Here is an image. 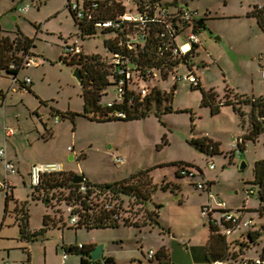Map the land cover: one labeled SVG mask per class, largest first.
Wrapping results in <instances>:
<instances>
[{
  "label": "rangeland",
  "instance_id": "1",
  "mask_svg": "<svg viewBox=\"0 0 264 264\" xmlns=\"http://www.w3.org/2000/svg\"><path fill=\"white\" fill-rule=\"evenodd\" d=\"M67 1L0 0V32L14 35L9 37L11 40L16 32L32 39L33 53L42 58L37 67L22 74L31 78V90L43 102L39 103L32 94H11L5 115L0 110V123L5 119L7 127L16 129L19 145L27 151L24 158L27 163L37 155L54 157L65 171L82 175L92 184L125 180L148 170L157 189L145 209L154 211L158 207L160 226L76 229L67 224L62 203L42 201L28 186L17 183L6 213L5 197L0 194V264H79L80 255L76 252L62 262L63 250L100 245L103 257H112L115 264H159L156 257L147 260L146 254L150 250L156 252L155 248L162 243L168 250L169 264H207L204 245L208 220L200 211L207 202L206 194L195 190L196 184L207 182L214 198L221 199L232 211L245 209L244 218L252 219L255 228L260 229L264 218L255 212L259 200L256 195L248 197L246 191L257 190L252 184V168L255 161L264 158V138L245 142L240 156L236 154L225 161L228 149L236 142L232 129L240 137L244 131L241 127L236 130V125L232 127L228 110L211 115L208 108L202 107L199 89L178 85L171 102L154 103L147 116L137 120L96 122L82 116L81 86L73 77L78 67L62 59L61 49L76 41L84 54L104 51L99 30L90 38L78 37V29L66 9ZM160 1L168 7L196 12V18L204 21L206 32L202 40L210 55L205 58L209 69L199 75L201 90H212L217 100L225 95L232 99L227 90L239 96H264L259 70L264 62V33L249 16L254 6L264 5V0ZM26 4L28 12L18 14V9ZM104 90L110 94L113 88L108 86ZM67 110L76 115L73 121L53 122L51 115ZM38 116L53 132L52 139L46 142L40 138L43 124ZM25 134L29 135L27 140ZM203 137L218 143L217 154L209 156L191 144ZM67 147H72L73 153L66 152ZM111 154L123 157L125 163L112 165ZM72 155L77 158L69 161L68 156ZM176 163L193 171L195 176L176 177ZM208 163L214 165V170H208ZM241 163L245 167L239 170ZM164 180L177 185L179 190H161L160 183ZM23 213L27 214V229L22 233L19 218ZM44 215L54 218L55 225L44 228ZM246 232H232L227 241L240 240ZM227 247L231 249V245ZM258 252L259 246L254 245L246 255L256 257Z\"/></svg>",
  "mask_w": 264,
  "mask_h": 264
},
{
  "label": "built area",
  "instance_id": "2",
  "mask_svg": "<svg viewBox=\"0 0 264 264\" xmlns=\"http://www.w3.org/2000/svg\"><path fill=\"white\" fill-rule=\"evenodd\" d=\"M175 8V9H173ZM168 7L160 0H68L66 9L71 17L82 28H91L101 33L103 53L84 54L79 43H66L62 48V59L83 60L93 57L100 66V73L104 81L113 88L110 94L105 90L98 106L102 115L95 113L96 118L102 120H127L142 113V107L152 91L167 94L171 88L185 85L189 89L200 86L199 75L209 69L205 58L209 53L204 48L202 35L204 32L196 25V12L180 7ZM29 10V5L18 9V14ZM90 38V37H84ZM213 61V60H212ZM213 64H216L213 61ZM38 66V59L28 51L19 52L10 58L6 71L0 74L10 80L11 85L19 84L23 90L30 84L28 77L20 81L17 77L22 70ZM260 78L264 81V67L260 69ZM164 83L167 87H164ZM105 98V99H104ZM3 107V100L0 101ZM101 115V116H99ZM53 122L58 123L60 118L54 115ZM3 146L0 147V161L3 167V179L0 180V194L10 197L12 184L10 177L15 175L14 165L6 158L5 142L9 137L16 135V129L3 126ZM239 142V141H238ZM211 150V149H210ZM232 151L237 152V142ZM73 153V148H67ZM239 154V153H238ZM82 156V155H81ZM111 163L119 166L125 163L123 157L113 154ZM77 156L72 155V159ZM208 170H214V165L208 163ZM65 170L60 163L32 164L28 171V187L35 192L40 186L41 178L46 175L63 173ZM178 174L185 178H193L194 172L181 166ZM73 177V176H72ZM72 179V178H71ZM85 182L79 185L78 192H85ZM195 190L206 194V203L201 206V216L207 218L208 224L215 229L216 234L229 236L235 231H256L252 219L244 218L245 209L232 211L225 203L214 198L210 192V182L196 184ZM36 193V192H35ZM248 197L257 195V190L246 191ZM42 199L41 194L37 193ZM109 208V207H108ZM67 224L74 227L78 223V216L74 206H66ZM264 228V225H261ZM260 226V227H261ZM243 253L236 256L235 261L214 264H264L260 258L264 242H260L256 257L247 256L251 246L245 238ZM82 246H77L80 249ZM72 254L63 250L62 262ZM156 252L150 250L146 254L148 260H153ZM8 264V263H4ZM98 264L104 262L98 261Z\"/></svg>",
  "mask_w": 264,
  "mask_h": 264
},
{
  "label": "trees",
  "instance_id": "3",
  "mask_svg": "<svg viewBox=\"0 0 264 264\" xmlns=\"http://www.w3.org/2000/svg\"><path fill=\"white\" fill-rule=\"evenodd\" d=\"M249 16L255 20L258 29L264 33V5L254 6ZM73 22L78 29V37L81 40H83L84 37H91L95 34L93 29L82 28L74 19ZM32 47L33 40L23 37L19 32H16L13 40L9 39L6 35H0V71H6V65L9 59L14 57L15 54L19 52L27 54ZM94 61L95 59L93 57H85L84 61L71 59L68 62L78 67L77 70L82 77L80 86L83 102V117L96 122L132 121L145 118L149 108L154 103L159 104L161 101L171 102L172 94L175 90L174 88H171L167 94H160L158 91H152L142 107V113L138 116L130 117L127 120H102L96 118L94 116L95 113H102L97 104L103 97L101 92L110 85L104 81V75L100 73V66ZM195 89H199L201 92V106L208 108L211 115L218 114L220 108L223 106H230L240 118L242 128L244 127V118H247L248 127L245 134L241 136L238 140L239 142L237 141V152L239 154L243 150L245 142H255L259 137L264 138V96L254 98L232 94V99H229L225 95L222 100H217L212 90L205 92L200 89V86ZM166 110L169 111V108ZM55 115H58L60 120L69 119L70 121H73V118L76 116L74 113L69 112H56ZM53 116L54 115H51V117ZM44 131L45 135L42 136V139L47 140L51 138V131L48 129ZM191 144L195 145L201 152L209 156L218 153L217 144L206 138L192 140ZM174 165L177 167L175 173L176 177L183 178L178 174V169L182 164L176 163ZM148 172V170L140 171L130 176L128 179L106 184H92L86 181L84 183L86 187L85 192L81 193L78 192L79 185L71 183V178L74 174L64 171L63 173L55 175L43 176L40 186L34 190L36 193L41 194L42 201L51 200L58 204L62 203L65 207L74 206L79 220L74 226L76 229L83 228L92 230L108 227L116 228L120 225L133 226L136 228L143 226H160L157 212L158 207H156L154 211L145 209L146 203L157 189V185L152 183ZM252 172V184L257 187L256 197L259 200V205L255 209V212L260 217L264 218V159L254 162ZM160 189L175 192L179 190V187L164 180L160 183ZM9 199L10 197H5L4 213H6ZM59 221H61V218H59ZM42 224L44 228L50 225L54 226L55 219L49 215H44ZM208 227L209 235L204 248L205 260L208 264L235 261L236 256L242 254L243 248L246 246L245 243L237 240L229 242L227 241L228 236L216 234L215 229L209 224ZM19 229L22 233L27 229V214L25 213L19 218ZM43 230L44 229H41V232ZM244 237L248 241L249 246L259 245L260 242H264V228L261 226L260 229L256 231H247L245 235H241L240 239L242 240ZM228 245H231V249H228ZM92 249V247L82 246L80 249L70 247L64 250L71 251L72 253H79V264H98V262L92 263L90 261L89 253ZM155 257L160 263L168 264V258L161 254V252L156 253ZM260 258L264 260V246ZM102 261L104 264H113V261L109 257H103Z\"/></svg>",
  "mask_w": 264,
  "mask_h": 264
},
{
  "label": "crops",
  "instance_id": "4",
  "mask_svg": "<svg viewBox=\"0 0 264 264\" xmlns=\"http://www.w3.org/2000/svg\"><path fill=\"white\" fill-rule=\"evenodd\" d=\"M28 12V11H27ZM14 19V18H13ZM255 21V20H254ZM41 28H38V30L40 31ZM37 30V31H38ZM0 35H7L8 37H14V35H8V34H5V33H1L0 32ZM29 39V38H28ZM215 40V39H214ZM216 41V40H215ZM33 47H34V42H33ZM33 47L31 48L30 52L38 59V60H42L41 57H38L37 55H35L33 53ZM62 50V49H61ZM39 64V63H38ZM264 67V62L260 64L259 68L262 69ZM35 68V67H33ZM30 69V68H28ZM28 69H25V70H28ZM259 69V70H260ZM25 70H22L18 73L17 77L18 79L21 81L23 79V77H28L30 79V84L29 86L26 87L25 90H23L21 88V85L19 84H15V85H11L10 83V80L3 76L2 74H0V101L1 99L3 100V107H0V110L2 108V112L3 114L5 115V105H6V101L8 99L11 98V94H16V93H20L22 96L24 94H32L33 96H35L34 92H32L31 90V87L33 86V81L31 80V78L28 76V75H23L22 73L25 71ZM231 92V94L234 95V92L231 91V90H228ZM174 92V91H173ZM25 96V95H24ZM36 99L38 100L39 103H43L41 102V100L35 96ZM247 97V96H245ZM172 101V100H171ZM170 109V108H169ZM224 110H228V114L230 116V120L232 121V124L233 126L232 127H235L236 125V130H238V127L240 128L241 127V121H240V118L238 117V115L232 110V108L230 106H223L221 108V110H219V114L221 112H227V111H224ZM54 111V110H52ZM67 112L71 113V111L67 110ZM35 113H37V111H35ZM61 113V112H59ZM40 117V121L41 123L43 124V134L40 136L41 140L43 142H46L50 139H52L53 137V132L51 129H48L46 128V125H45V122H43L44 120H41L42 119V116H38V118ZM244 127L241 129L244 131L243 134H245V131L248 127V124H247V118L245 117L244 118ZM5 121V119H4ZM3 121V124L1 125L0 123V147L3 146V131H2V128L3 126H6L5 123ZM48 129L51 131V138L47 139V140H44L42 139V136L45 135V129ZM12 128V127H11ZM232 132L235 133L236 135V142L241 138L240 136H238V133L232 129ZM242 134V135H243ZM16 135H17V131H16ZM13 136V137H9L7 139V141L5 142V155H6V158L14 165L15 167V170H16V173L15 175L11 176L10 177V182L12 184V190H11V193H10V199L13 198V192L15 190V185L17 183H20V185L22 186H28V171H29V167L32 165V164H38V163H58V161L54 160L55 158L52 157V158H49L47 156H44V155H37L35 156L33 159H31L30 163H27L24 158H25V155L27 153L26 149H22L19 145V142H20V138H18L17 136ZM29 135L28 134H25V139L27 140V137ZM203 138H206L208 139L207 137H203ZM39 139H37L36 141L39 142L41 141ZM208 140H210L212 142V140L209 138ZM235 142V143H236ZM213 143H216V142H213ZM217 144V150L219 152V147H218V143ZM234 144H232V146L228 149V152L226 153V155L224 156V160H228L230 161L236 154L237 156H240V154L236 153V151H232L231 149L233 148ZM68 148V147H67ZM67 148H66V152H67ZM72 157V156H68V159ZM264 159V158H263ZM254 164V163H253ZM66 172H70V171H66ZM3 179V167H2V162L0 161V180ZM169 183V182H168ZM172 184V183H170ZM208 227V226H207ZM208 235H209V227H208V231H207V238H206V241H205V245H206V242H207V239H208ZM237 241H241V242H244L245 241V237L244 239H240V240H237ZM205 245H204V248H205ZM155 251L156 253L158 252H161V254L165 255L167 258H168V264L170 263V260H169V254H168V250L165 248V245L162 244H159L156 248H155ZM71 255V254H70ZM109 257L111 258V260L113 261V264H115L114 260L112 257L110 256H106V258ZM68 259V258H67ZM66 259V260H67ZM147 259V258H146ZM204 259H205V256H204ZM65 260V261H66ZM148 260V259H147ZM149 261H152V260H149ZM159 262V261H158ZM205 262L208 264V262L205 260ZM159 264H164V263H160Z\"/></svg>",
  "mask_w": 264,
  "mask_h": 264
},
{
  "label": "water",
  "instance_id": "5",
  "mask_svg": "<svg viewBox=\"0 0 264 264\" xmlns=\"http://www.w3.org/2000/svg\"><path fill=\"white\" fill-rule=\"evenodd\" d=\"M196 25L198 27H200L202 29V31L205 33L206 32V29L203 27V21H198L196 23ZM217 40V39H215ZM73 77H75V79L78 81L79 85H81V82H82V77L80 75V72L78 70L74 71V74H73ZM108 149H110V147H108ZM72 157L69 158V161H72ZM245 167V165L243 163H241L239 165V170H242L243 168ZM87 179H85L82 175H73L72 179H71V183L72 184H80L82 182H86ZM90 261L92 263L94 262H98V261H101L103 259V246H98V247H95L93 248L90 253Z\"/></svg>",
  "mask_w": 264,
  "mask_h": 264
},
{
  "label": "flooded vegetation",
  "instance_id": "6",
  "mask_svg": "<svg viewBox=\"0 0 264 264\" xmlns=\"http://www.w3.org/2000/svg\"><path fill=\"white\" fill-rule=\"evenodd\" d=\"M203 21V20H202ZM204 22V21H203ZM204 25V24H203Z\"/></svg>",
  "mask_w": 264,
  "mask_h": 264
}]
</instances>
